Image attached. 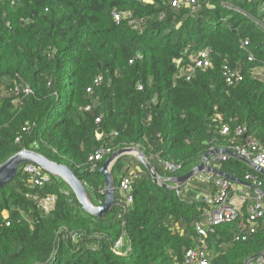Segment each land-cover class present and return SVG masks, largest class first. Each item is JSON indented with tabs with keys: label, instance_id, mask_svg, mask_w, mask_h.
<instances>
[{
	"label": "trees",
	"instance_id": "obj_1",
	"mask_svg": "<svg viewBox=\"0 0 264 264\" xmlns=\"http://www.w3.org/2000/svg\"><path fill=\"white\" fill-rule=\"evenodd\" d=\"M202 50L210 52L211 68L189 72ZM224 66L242 80L228 86ZM260 68L264 0H198L194 10L171 8L167 0H0V165L34 151L68 167L98 206L104 201L98 171L109 155L94 170L88 157L101 148L138 147L158 176L173 178L211 149L246 138L264 146V80L253 76ZM179 69L190 79L176 77ZM98 76L102 83L87 93ZM4 85L9 96L1 93ZM23 86L31 93L16 96ZM237 127L244 128L241 137ZM155 156L180 168L167 172ZM129 161L140 169L130 205L99 219L82 211L61 180L48 176L42 187L33 185L20 166L0 190V264H180L197 246L194 225L208 208L195 197L214 195L217 187L195 177L179 196ZM133 167L120 158L114 163L115 187ZM219 169L241 181L252 175L264 194V177L238 159L229 157ZM49 196L55 201L45 212L33 197ZM250 205L241 207L242 222ZM242 222L208 232L209 264H246L264 254V223L236 242ZM118 242L121 255L112 251Z\"/></svg>",
	"mask_w": 264,
	"mask_h": 264
},
{
	"label": "built area",
	"instance_id": "obj_2",
	"mask_svg": "<svg viewBox=\"0 0 264 264\" xmlns=\"http://www.w3.org/2000/svg\"><path fill=\"white\" fill-rule=\"evenodd\" d=\"M167 4L170 5L171 8H191L194 10L198 7V0H167ZM116 21H119L118 14H112ZM131 63V62H130ZM180 61L176 63V66H179ZM212 63L210 59V52L208 50L200 51L193 59L192 66L189 69V72L195 70L205 71L211 68ZM256 69L253 72V76L259 78L260 80H264V68H260L262 70V77L256 74ZM223 77L228 86H232L237 84L242 80V77L238 71L230 70L228 67L224 66L223 68ZM185 76L186 80L190 79V73H185L181 69H179V74L176 77ZM102 76H98L93 80L92 86L87 89V93H92L93 89L100 86L102 83ZM138 89H141L138 87ZM31 91L29 87L23 86V88H15L14 94L19 96L23 94L27 96ZM95 106L88 105L85 108V111H91ZM101 122V117L95 120L96 124ZM28 130V129H26ZM221 135H227L229 133V127L223 125L220 131ZM244 134V128L237 127L235 130V136L241 137ZM95 137L97 140L101 138V135L95 133ZM18 141V139L16 140ZM235 152L239 157L244 158L252 162L254 165L264 170V146H262L259 142L246 138L242 144H233L231 147L225 148ZM212 150V149H211ZM210 151V150H209ZM113 152L109 148H101L97 150L95 153L89 155L88 163L90 164L91 170L97 168V164L101 162L106 156H110ZM108 156V157H109ZM157 159V162L162 166V168L170 173L177 171L180 167L173 165L168 162L161 161L157 156L153 157ZM229 156L226 155H216L209 158L205 165L209 168L219 169L220 164L225 162ZM23 172L27 173L30 176V182L33 185L42 187L45 183L49 181V177L45 174L40 168L36 166H32L26 164L23 167ZM140 174V169L137 166L129 169L127 177H123L120 179L118 185L116 186V201L121 203L125 207L130 205L132 201V183L133 180ZM198 179L204 183L213 182V184L217 187V192L214 195L209 193L206 194H198L195 197V200H199L200 198L207 205V210L204 212L203 221L194 225V231L197 235V246L195 248L189 249L184 252L182 261L180 264H209V254L206 249V245L204 242V238L207 236L208 232H212V228L214 226H218L221 224L233 223L237 220L242 222L243 214L241 213V207L245 202H250L251 205L248 208L247 218L244 219V222L240 224V235L235 236L234 241L236 242H245L249 235L254 234L260 226V221L264 223V194H258L255 192V195L251 196L249 192H240L237 190L238 186L230 183L227 180L207 175L200 174L197 175ZM214 177V180L212 179ZM245 182L254 185L258 190L261 186V182L253 177L252 175H247L245 177ZM180 190V189H179ZM179 190H176L177 195L182 196L183 193ZM186 192V191H185ZM184 192V193H185ZM229 192L232 193V196L229 195ZM103 193V191H102ZM33 200L37 203L38 207H40L45 212H49L54 205V197H46L44 199H38L33 197ZM102 203H99L101 205ZM175 231H178L182 234V231L178 229L176 226ZM121 248L120 243H116L112 251L121 255L119 252ZM249 264H264V255L256 257Z\"/></svg>",
	"mask_w": 264,
	"mask_h": 264
},
{
	"label": "water",
	"instance_id": "obj_3",
	"mask_svg": "<svg viewBox=\"0 0 264 264\" xmlns=\"http://www.w3.org/2000/svg\"><path fill=\"white\" fill-rule=\"evenodd\" d=\"M124 155H129L135 158L136 161L146 170L149 177L151 178L152 183L157 184L161 188L166 190H179L183 185L187 184L191 179L195 178L197 175L204 173L207 175H212L227 180L236 186L251 189L254 192H257L258 194H262L252 184L235 179L234 177L225 174L220 169L206 167L205 163L209 158L216 155H226L231 158L238 159L242 163L246 164L255 173L264 177L263 169H260L249 160L239 157L235 152L229 149L210 150L203 155L200 163L196 167L188 171L187 173L173 178H162L157 175L151 163L147 160L143 152L138 147H128V148L119 149L113 152L102 163V166L100 167L98 172L104 178V184H103L104 201L101 205L98 206H94L90 202L83 184L75 177L73 172L68 167H66L65 165H59L53 163L48 159H46L45 157H43L42 155L30 150H22L16 153L15 155H13L12 157H10L9 159H7L3 164L0 165V190L15 177L20 166L26 164L36 166L40 168L48 176L57 178L61 180L63 183H65L74 194L82 211H84L86 214L94 218L99 219L102 218L105 214H107L114 206L124 209V205L116 201V187L113 181V177L110 173L114 163ZM255 258L256 257H252L246 262V264H249Z\"/></svg>",
	"mask_w": 264,
	"mask_h": 264
},
{
	"label": "rangeland",
	"instance_id": "obj_4",
	"mask_svg": "<svg viewBox=\"0 0 264 264\" xmlns=\"http://www.w3.org/2000/svg\"><path fill=\"white\" fill-rule=\"evenodd\" d=\"M146 2H148V1H146ZM256 74H258V76H260V77H262V70H257L256 71ZM5 82V81H4ZM1 93H2V95L3 96H9L10 95V93L9 92H6V88H5V85L4 86H2L1 87ZM120 160H121V162L122 163H127V164H129V166H132L131 164H130V162L132 163V161H129V160H136L135 158H133V157H131V156H129V155H124V156H122V157H120ZM132 164H134V163H132ZM51 175V174H50ZM193 185V184H192ZM194 186H196V185H194ZM200 192V191H199ZM203 193H206V192H200V194H203Z\"/></svg>",
	"mask_w": 264,
	"mask_h": 264
},
{
	"label": "crops",
	"instance_id": "obj_5",
	"mask_svg": "<svg viewBox=\"0 0 264 264\" xmlns=\"http://www.w3.org/2000/svg\"><path fill=\"white\" fill-rule=\"evenodd\" d=\"M125 164V163H124ZM132 166H136V165H133L132 163H130ZM127 166V163L125 164ZM247 188H244V187H239L237 188L238 191H242V192H245Z\"/></svg>",
	"mask_w": 264,
	"mask_h": 264
}]
</instances>
